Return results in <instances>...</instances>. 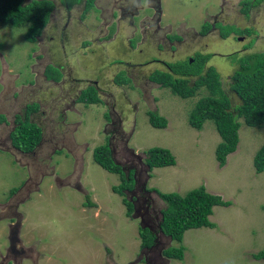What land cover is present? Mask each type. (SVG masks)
<instances>
[{"label":"rangeland","instance_id":"obj_1","mask_svg":"<svg viewBox=\"0 0 264 264\" xmlns=\"http://www.w3.org/2000/svg\"><path fill=\"white\" fill-rule=\"evenodd\" d=\"M52 1L51 21L36 43L26 41L27 27L0 26V147L6 150L0 151V264H10L2 259L9 248V226L17 224L18 214L23 217V245L30 249L21 264H136L142 223L127 215L124 197L113 190L120 186V176L93 157L113 133L116 161L126 167L130 163L142 171L128 155L143 163L153 148L168 149L176 158V166L154 169L152 179L146 173L138 176L149 190L185 196L205 186L232 203L214 208L210 220L216 229L188 231L184 261L170 259L168 264H264L253 258L264 250V173L254 168L264 145V125L252 128L241 119L237 151L221 168L216 158L221 137L214 122L206 121L201 131L189 124L208 91L182 99L150 80L166 69L162 62L212 54L209 66L220 73L232 105H240L231 88L238 68L232 55L264 52V3L246 15L245 0H162L163 17L155 31L148 0H96L86 15L87 1L70 13L62 0ZM123 6L138 7L137 16L123 18ZM204 22L218 26L205 37L198 35ZM147 27L152 29L144 31ZM46 70L62 80H48ZM118 74L132 82L118 85ZM94 83L106 105H75L81 91ZM33 104L41 108L32 119L44 130V145L35 156H24L14 151L9 136L16 115L25 116ZM151 111L168 120L166 129L150 124ZM87 197L96 208L86 207ZM152 198L158 214L167 208L157 194ZM161 242L154 255L159 256L161 245L180 247Z\"/></svg>","mask_w":264,"mask_h":264},{"label":"trees","instance_id":"obj_2","mask_svg":"<svg viewBox=\"0 0 264 264\" xmlns=\"http://www.w3.org/2000/svg\"><path fill=\"white\" fill-rule=\"evenodd\" d=\"M83 1L62 0L69 9L81 5ZM94 3L95 0H87L84 15L94 7ZM262 3L264 0H245L243 11L249 15L253 6L257 7ZM55 7V2L52 0H0V26L27 27L26 41L36 43L48 27ZM212 27L210 22H205L202 34H208ZM242 33L250 34L251 31L245 30ZM222 37L225 38L226 35L222 34ZM180 39L181 37H174V40L179 41ZM211 57L212 54H197L192 61L189 58L179 63H166V69L154 72L150 76V80L162 89H170L174 95L182 99L194 98L203 88L208 91V95L197 102L191 113L189 124L201 131L206 121L214 122L221 137V142L216 149V158L220 167L224 168L229 156L234 154L239 146L240 120L243 119L245 124L252 128H260L264 125V52L232 55L233 64L238 65L232 76L231 87L240 99V105L236 107L232 105L229 95L223 90L220 73L214 67L209 66ZM45 75L48 80H55V83L62 80L60 74L55 75L57 77L49 76V70H46ZM128 80L129 78L118 74L115 82L118 85H129L132 80ZM76 103L85 106L106 105L95 85H89L82 90ZM40 109L38 104L28 105L25 116L16 115L15 127L11 131L9 139L17 154H31L41 148L44 130L32 119V115L40 112ZM106 118L111 121L110 114H106ZM149 121L156 129L168 127V120L158 112L151 111ZM2 123L0 122V124ZM0 151H3V148H0ZM115 156L110 142L96 148L93 155L96 164L109 173L120 176L121 184L114 187L113 190L124 197L123 203L127 208V215L131 218L134 206L125 191L134 189L136 185L135 171L134 169L125 170L123 165L116 161ZM176 164V158L170 150L153 148L145 153L140 176L146 173V177L149 179L154 169L172 167ZM254 168L257 174L264 173V145L254 158ZM149 192L157 194L167 205V208L162 211V233L180 245V247H169L164 251V256L169 260L184 261L185 234L195 229H216L217 225L210 220L214 214V208L232 205L221 196L209 193L205 186H201L185 196L177 193L163 194L155 189L149 190ZM16 193L18 190L14 191V194ZM85 205L87 208L97 207L89 197H87ZM139 233L142 240L141 249L150 247L154 240L152 232L142 227L139 229ZM253 258L264 261V250L254 255Z\"/></svg>","mask_w":264,"mask_h":264},{"label":"flooded vegetation","instance_id":"obj_3","mask_svg":"<svg viewBox=\"0 0 264 264\" xmlns=\"http://www.w3.org/2000/svg\"><path fill=\"white\" fill-rule=\"evenodd\" d=\"M85 1H87V0H84L82 2V4ZM138 1H140V0H138ZM147 4L149 6V10L153 11V13H154L152 17L156 18V22L154 25L156 29H154V26H153V30L158 31L159 27L156 25L158 24L160 26L161 21H162V17H163L162 0H148ZM95 5H96V2H95ZM66 8L69 9L67 6H66ZM70 10L71 9H69V11H67V12L70 13ZM138 10H139L138 7L134 8L132 10V8L128 7V6H123L120 9L123 18L128 17L129 19H134L138 14ZM116 17H118V15H116ZM204 24H205V22H204ZM130 25L134 26V28H135V24H133L132 21H130ZM203 25L201 27V31L198 33V35H201L203 37L211 34L218 27L216 22H215L212 24V26H213L212 30L208 34H202ZM151 29H152V27H147V28H145L144 31H150ZM190 60L192 61L193 58H190ZM162 63L164 64V66L166 65L165 62H162ZM92 85H95L99 90V87L96 85V83H94ZM76 100H75V105H80V104L76 103ZM110 116H111V114H110ZM110 124H113V121H111ZM113 134L112 135L108 134L109 135L108 138L110 140V146L112 147L114 154H116L117 146H116V142H115L116 141L115 135H113ZM43 143H44V139H43L41 147H43V145H44ZM114 144H115V146H114ZM11 146H12V144H11ZM0 148H2V147H0ZM4 150L5 149L3 148V151ZM131 151L132 150H129V152H131ZM8 153H11V152L8 151ZM125 154H127V153L125 152ZM21 155H24V156L33 155V156H35L36 152H33L31 154H21ZM132 155L133 154H129L128 156H131V157L137 159L139 164L142 166L143 163H142L141 157L134 156V155L132 156ZM129 161H132V159ZM123 168L127 171H130V170H132L131 168H134L135 176H136V185H135L134 189L125 191L127 197L129 198V200H131V202L133 203V206H134V213L132 215V218L134 219L135 214L138 217H140V222L142 223L141 226L150 230L152 232V234L154 235V240H153L152 245L150 247L145 248V249H141L139 259L135 263L138 264L140 262L141 263L143 262L144 264H168V261H170V260L163 257L164 251L166 249H168V248L163 249L165 246H163V245L160 246V248H162V250H161L159 256H158V253L154 255V252H155L154 250L157 249L159 244H162V242H161L162 239H167V244L172 242V239L165 236L161 231L162 211L160 212V214H158V212L154 208V200L152 198V193L149 192V190L146 188V183H142L138 180V176L141 173L140 172L141 170L139 171V167H137V166L132 167L129 163L127 167L125 164H123ZM30 181H31V179L28 180L26 182V184H23V186L25 188H28L30 186ZM76 187H79V186H76ZM136 211H137V213H136ZM17 213H19V212L17 211ZM18 215H19V217H16L14 219L17 224L14 225V223L12 222L9 226L10 230H9V234L7 237L9 248L7 250V255L5 257H3L2 262L4 260L8 259L10 261V264H21L22 260L25 258V255L28 252H30V249L25 248L23 245V241H24V238L22 236L23 217L20 214H18ZM11 218H13V217H11ZM1 219H2V217L0 216V220Z\"/></svg>","mask_w":264,"mask_h":264},{"label":"water","instance_id":"obj_4","mask_svg":"<svg viewBox=\"0 0 264 264\" xmlns=\"http://www.w3.org/2000/svg\"><path fill=\"white\" fill-rule=\"evenodd\" d=\"M136 213H137V211H136ZM134 219L136 220V219H140V217H138L136 214L134 215Z\"/></svg>","mask_w":264,"mask_h":264},{"label":"crops","instance_id":"obj_5","mask_svg":"<svg viewBox=\"0 0 264 264\" xmlns=\"http://www.w3.org/2000/svg\"><path fill=\"white\" fill-rule=\"evenodd\" d=\"M152 179V178H151ZM164 194V193H163ZM170 194V193H169ZM24 231L22 230V236H23V238H24V233H23Z\"/></svg>","mask_w":264,"mask_h":264}]
</instances>
